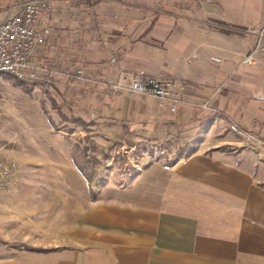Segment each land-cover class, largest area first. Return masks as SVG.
I'll return each mask as SVG.
<instances>
[{
    "label": "crops",
    "instance_id": "1",
    "mask_svg": "<svg viewBox=\"0 0 264 264\" xmlns=\"http://www.w3.org/2000/svg\"><path fill=\"white\" fill-rule=\"evenodd\" d=\"M94 2L67 1L83 5L84 31L98 44L86 66L102 108L134 126L204 130L194 152L163 177L160 199L132 209L125 229L116 216L108 232L56 234L50 264H264V100L254 99L264 97V0ZM57 10L40 21L52 29L41 54L61 37ZM260 31L257 63L243 64ZM138 70L174 79V112L167 101L110 93L120 74L129 80Z\"/></svg>",
    "mask_w": 264,
    "mask_h": 264
},
{
    "label": "rangeland",
    "instance_id": "2",
    "mask_svg": "<svg viewBox=\"0 0 264 264\" xmlns=\"http://www.w3.org/2000/svg\"><path fill=\"white\" fill-rule=\"evenodd\" d=\"M67 1L49 0L45 16L58 9L61 37L47 55L39 48L32 59L57 72L52 83L20 84L0 75V162L7 170L0 178V264H50L56 234L108 232L116 216L125 229L131 210L160 199L163 177L202 140V128L154 127L142 120L134 126L102 108L103 96L91 88L99 81L86 66L92 61L87 50L98 44L84 31L83 5ZM7 2L0 22L25 1Z\"/></svg>",
    "mask_w": 264,
    "mask_h": 264
},
{
    "label": "built area",
    "instance_id": "3",
    "mask_svg": "<svg viewBox=\"0 0 264 264\" xmlns=\"http://www.w3.org/2000/svg\"><path fill=\"white\" fill-rule=\"evenodd\" d=\"M49 0H27L18 6V12L0 22V74L9 76L17 81L36 83L44 81L46 85L52 83L57 72L50 68L36 67L32 64L35 52L46 45L52 35V29L42 26L40 21L46 18V12L51 11ZM258 42L252 54L246 56L243 64H256L253 54L263 50L261 46L262 32H258ZM219 62L217 59H213ZM115 59H112L114 62ZM39 71V72H37ZM76 78H82L81 70L74 72ZM175 81L172 78L158 79L138 70L129 76V80L120 74L117 82L109 85L112 95L123 94L128 98L136 96L153 97L162 102L170 103V111L174 112L179 100L173 97L172 88ZM262 101L264 97L254 96ZM206 106L204 105L203 108ZM231 132L241 135L242 131L235 125L230 126ZM7 170L0 162V178Z\"/></svg>",
    "mask_w": 264,
    "mask_h": 264
},
{
    "label": "trees",
    "instance_id": "4",
    "mask_svg": "<svg viewBox=\"0 0 264 264\" xmlns=\"http://www.w3.org/2000/svg\"><path fill=\"white\" fill-rule=\"evenodd\" d=\"M7 1H8V2H7ZM9 1H10L11 3H18V2L27 1V0H0V7L3 5L4 2L9 3ZM0 75H2V74H0ZM16 81H17V80H16ZM17 82H19L20 84H24V83H26V82H22V81H17Z\"/></svg>",
    "mask_w": 264,
    "mask_h": 264
}]
</instances>
